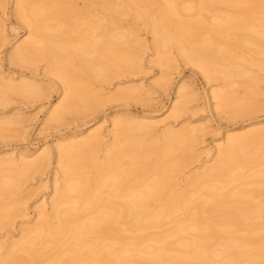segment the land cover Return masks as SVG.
Listing matches in <instances>:
<instances>
[{
  "label": "bare ground",
  "instance_id": "6f19581e",
  "mask_svg": "<svg viewBox=\"0 0 264 264\" xmlns=\"http://www.w3.org/2000/svg\"><path fill=\"white\" fill-rule=\"evenodd\" d=\"M83 1L110 14L90 16L74 8L71 0H15L17 17L29 37L14 48L9 60L33 65L36 58H44L47 70L63 84L64 99L48 113L49 121L83 113L99 100L101 94L85 88L92 77L106 76L99 59L120 68L135 67L136 57L124 48L135 41H129L134 35L107 29L117 25L116 17L126 15L146 23L151 20L155 44L174 47L208 78L224 81L225 87L213 93L220 109L234 116L249 107L248 101L236 98L233 88L239 83L234 80L245 78L243 87L250 95L256 77L234 64L241 59L235 50L261 56L257 66L264 65V5L250 0H204L205 7L186 5L183 0ZM218 4L239 11L205 26L198 11L215 10ZM194 11L195 18L182 20L183 13ZM48 22L56 25L53 34L46 31ZM106 48L112 52L107 54ZM0 90V105L8 95L30 99L40 93L33 82L15 83L12 78H0ZM123 91L131 95L134 89ZM186 102L187 97H182L172 107L174 116ZM7 125L16 121L0 119V131ZM113 125L119 132L111 137L101 159L96 156L100 142L94 131L56 147L62 180L59 185L55 180L49 213L39 210L37 223L9 246L0 264H264V222H256L264 218V155L255 160L259 145L264 144V130L227 135L225 145L218 146L215 163L180 194L171 187L180 161L165 158L174 150L192 149L198 128H166L156 136L154 123L117 120ZM149 135L151 141L146 143ZM255 142L258 146L251 147ZM41 152L28 161L21 155L17 160L0 158V174L4 173L0 196L17 188L12 175L24 177L44 168L51 155L48 150ZM148 154L155 156L151 164ZM83 162L99 175L93 185L81 167ZM138 168L143 177L130 179ZM11 209L12 205L0 204V226L11 218ZM177 211L181 217L175 216ZM189 230L196 234L190 235ZM221 232L220 242L214 244L213 237Z\"/></svg>",
  "mask_w": 264,
  "mask_h": 264
},
{
  "label": "rangeland",
  "instance_id": "374dc122",
  "mask_svg": "<svg viewBox=\"0 0 264 264\" xmlns=\"http://www.w3.org/2000/svg\"><path fill=\"white\" fill-rule=\"evenodd\" d=\"M203 1L183 0V3L205 7ZM250 1L264 5V0ZM71 4L78 10H85L90 16L110 14L96 5L89 7L83 0H71ZM238 11V8L218 4L215 10L203 9L197 15L204 18L202 21L206 26L216 17ZM192 13H183L182 20H187L189 16L195 18L197 11ZM116 18L117 25L107 29H119L121 33L130 32L134 35L129 36V41L135 39L136 44L131 41L124 48L136 57L135 67L120 68L106 59H99L100 66L107 71L106 76L92 77L85 88L102 96L96 103L93 101L87 111L69 114L64 120L54 122L49 121L47 115L63 101V84L47 70L48 63L44 58H36L33 65L9 60L14 48L23 44L29 34L28 28L17 17L15 0H0V78L5 81L12 78L15 83L21 80L33 82L40 91L39 95L30 99L8 95V101L0 105V119L16 121V125H7L0 131V158L13 157L17 160L21 155L28 161L37 159L42 150H48L51 155V160L39 172L30 171L24 177L12 175L17 188L0 196V204L12 205L13 212L11 218L5 219L0 226V256L5 255L12 243L21 239L25 229L37 223V214L41 208L49 213V200L53 196L55 180L57 185L62 180V170L56 159V147L60 144L68 146L94 131L100 142L96 156L101 159L111 137L119 132L118 126L113 125L117 120L154 123L157 125L156 136L166 128L174 131L187 127L198 128V139L192 149L180 148L182 151L174 150L165 158L166 161H180L172 175L175 186L171 187L173 192L182 194L187 191L189 181L215 163L218 146L225 145L227 135H241L247 130H264V65L257 66V61L262 60L261 56L243 49L235 50L241 59L234 64L255 76L256 82L250 83L252 94L247 95L243 87L245 78H235L234 81L239 83L233 88L235 96L240 101H248L249 107L231 116L230 110L220 109L213 99V93L225 87L224 81L208 78L199 68L186 61L174 47L167 49L162 44H155L151 20L146 23L130 15ZM46 26L48 33L53 34V30H56L54 22H48ZM92 35L96 37L98 32ZM157 47H160V51ZM105 50L107 54L112 52L111 48ZM126 88L134 89L133 94H125L123 90ZM182 97H187V102L182 111L174 116L172 107ZM151 136L145 138L146 143L151 141ZM256 146L258 142L251 147ZM259 146L261 150L255 160L264 155V144ZM85 153L89 156V153ZM153 156L148 154V164L154 161ZM86 164L83 162L81 167L93 185L99 175L86 167ZM142 174V169L138 168L130 179H140ZM181 213L177 211L175 216L181 217ZM201 219L204 220L205 216L202 215ZM256 222H264V218ZM189 233L196 234L190 230ZM223 235L221 232L213 237V243H219ZM141 262L145 264V261Z\"/></svg>",
  "mask_w": 264,
  "mask_h": 264
}]
</instances>
